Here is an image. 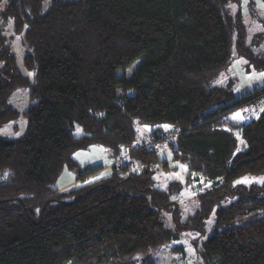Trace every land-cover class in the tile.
Segmentation results:
<instances>
[{"label": "trees", "instance_id": "16d2710c", "mask_svg": "<svg viewBox=\"0 0 264 264\" xmlns=\"http://www.w3.org/2000/svg\"><path fill=\"white\" fill-rule=\"evenodd\" d=\"M9 19L33 84L15 67L3 33ZM234 52L264 71L240 6L232 12L228 0H10L0 18V126L19 115L9 101L16 88L30 87L32 102L25 133L0 136V264H102L170 244L178 235L161 210L182 187L157 183L158 162L169 168L157 155L164 145L187 165V184L210 183L198 192L206 203L235 197L215 230L193 240L198 264H264V178L234 183L264 177V111L249 121L230 115L264 85L237 96L232 81L215 82ZM137 124L155 125L153 140L172 125L179 132L150 147L138 144ZM92 145L116 163L89 181L103 166L80 171L73 154ZM66 167L77 182L62 189Z\"/></svg>", "mask_w": 264, "mask_h": 264}, {"label": "rangeland", "instance_id": "374dc122", "mask_svg": "<svg viewBox=\"0 0 264 264\" xmlns=\"http://www.w3.org/2000/svg\"><path fill=\"white\" fill-rule=\"evenodd\" d=\"M9 1L10 0H0V18L1 12L5 9ZM228 6H230L232 12H236L238 6H240L247 32V43L256 53L264 56V1L228 0ZM3 22L4 20L1 19V23ZM3 33L10 44L14 56L15 67L20 70L23 75L27 76L29 82L33 84L36 81L35 71L28 69L24 64V56L27 52V48L23 43L22 36L14 31L12 19H9L3 25ZM236 33L237 30L234 31V34ZM138 63L139 61L129 66L126 71L128 76L132 75ZM247 66V61L242 57L236 56L234 52L231 65L221 71L215 79V82L222 86H226L232 81V87L237 96L245 95L263 86L264 77H260V74L264 73V71H257L251 67L249 69ZM30 73L31 75H29ZM29 89L30 87H19L11 93L9 99L10 104L19 111V115L16 119H12L0 126V136L7 139H15L25 133L28 125V118L25 114V110L32 102L29 96ZM245 109L247 111H244ZM238 112L242 113L243 116V119L237 118L238 120L249 121L256 115L253 101L250 100L232 110L230 112L231 117ZM155 127V125L150 124H137L138 144H142L143 142L150 143L152 141V135L150 134ZM17 133H19V135H17ZM74 133L77 136L83 133L81 127L77 124L75 125ZM161 148L157 151L158 159L167 158L169 161V168H164L162 164L158 162L155 173L157 183L166 190L174 185L182 187L180 194L171 197L174 203L171 204L169 208H163L161 210V219L170 230L178 235V238L164 247L146 249L134 253L125 259L119 258L118 260L102 264H117L123 263L126 260H132L134 264H149V262L146 261L148 258H153L155 264H198L197 251L194 247L193 240H205L215 230L218 211L235 199V197H227L221 198L219 203L211 202V205H209L210 202L206 203L203 198L199 197L198 192L209 187L210 183L204 180L203 177H200L199 179L193 180L191 184H187L185 182L188 173L187 165L180 159H172V153L168 150L167 145ZM73 157L80 164V171H84L86 167L93 168L101 165L103 166L94 177L89 178V181L109 175L112 172V164L116 163L115 157L111 156L109 151L100 145H92L87 149L76 150ZM181 165L185 167H181ZM76 178L77 171L66 167L58 176L56 186L61 187L62 184H67L72 180H76ZM263 178V176L255 177L246 175L234 180V183L251 185L255 182L262 181ZM172 181L175 182L173 183ZM238 181L241 182L238 183ZM259 215H262V213ZM250 218H252V216H245L236 223L244 222ZM201 220L204 221V229L199 227L200 224H202L200 222ZM227 225H222L220 229Z\"/></svg>", "mask_w": 264, "mask_h": 264}, {"label": "built area", "instance_id": "2783aa9c", "mask_svg": "<svg viewBox=\"0 0 264 264\" xmlns=\"http://www.w3.org/2000/svg\"><path fill=\"white\" fill-rule=\"evenodd\" d=\"M251 97H252L251 100L253 101V107L255 111H258L264 107V90L259 91L258 93L252 95ZM178 132H179V129L177 128V126L172 125L167 130V132L164 134L162 138L155 139V140L152 139L150 143L148 142V145L150 147H157L166 142H170L175 138Z\"/></svg>", "mask_w": 264, "mask_h": 264}, {"label": "snow or ice", "instance_id": "6c2138e0", "mask_svg": "<svg viewBox=\"0 0 264 264\" xmlns=\"http://www.w3.org/2000/svg\"><path fill=\"white\" fill-rule=\"evenodd\" d=\"M29 75H31V73ZM260 77H264V73H261ZM244 111H247V110L245 109ZM261 111H264V108H262ZM237 118L243 119L242 113L238 112V113L234 114V116L232 117L233 120H235ZM164 127H165V129H167L169 126L165 125ZM17 135H19V133H17ZM181 167H185V166L181 165ZM239 182H241V181H238V183Z\"/></svg>", "mask_w": 264, "mask_h": 264}, {"label": "crops", "instance_id": "0c3cea01", "mask_svg": "<svg viewBox=\"0 0 264 264\" xmlns=\"http://www.w3.org/2000/svg\"><path fill=\"white\" fill-rule=\"evenodd\" d=\"M76 182H77V180H72L71 182H69L67 184H62V186L60 188L67 187V186L72 185V184H74Z\"/></svg>", "mask_w": 264, "mask_h": 264}]
</instances>
